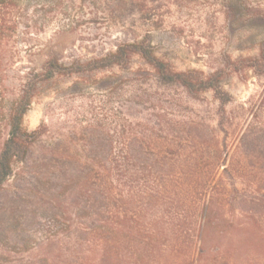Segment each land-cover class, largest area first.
I'll return each mask as SVG.
<instances>
[{
    "label": "rangeland",
    "instance_id": "rangeland-1",
    "mask_svg": "<svg viewBox=\"0 0 264 264\" xmlns=\"http://www.w3.org/2000/svg\"><path fill=\"white\" fill-rule=\"evenodd\" d=\"M8 24L0 42V151L25 91L31 98L23 126L41 135L0 189V264L42 260L37 244L56 194H70L67 182L56 181L54 151L65 152V167L83 166L87 131L114 154L123 134L144 136L146 147H136L133 160L149 167L145 182L135 184L132 209L147 220L169 212L166 223L191 229L178 242L163 241L144 264H264V70L254 66L263 62L264 0H18ZM129 42L149 46L193 79L219 71L229 99L160 81L139 53L124 65L87 68ZM51 59L83 70L43 79ZM175 161L213 164L214 180L224 179L226 196L210 223L202 201L192 208L179 186L153 195L157 165ZM141 187L149 196L140 197ZM62 247L58 264L81 262L75 244Z\"/></svg>",
    "mask_w": 264,
    "mask_h": 264
},
{
    "label": "trees",
    "instance_id": "trees-1",
    "mask_svg": "<svg viewBox=\"0 0 264 264\" xmlns=\"http://www.w3.org/2000/svg\"><path fill=\"white\" fill-rule=\"evenodd\" d=\"M17 5L18 0H0V42L12 28L8 24L9 17ZM135 53L141 54L153 66L160 81L164 83L176 82L189 90L212 88L217 96H221L222 103L229 99L227 93H222L219 71L205 79H193L185 72L173 71L165 61L155 56L149 46L141 43L121 44L116 51L104 58L90 62L87 68L124 65ZM254 66L264 70V49L263 62ZM80 70L83 68L79 65L75 68L66 67L58 59H51L42 73V78H48L57 72ZM30 98L31 94L25 91L18 107L9 115L8 137L0 151V189L13 175L15 163L27 161L33 143L41 135L40 130L29 131L23 126V116ZM85 135L88 144L85 150L86 163L83 166L73 163L65 167L66 163H60V158L66 157L65 152L59 148L54 151L57 157L56 181L62 184L67 182L70 194L62 198L65 191L63 194L57 192L56 205L50 215L49 224L42 241L37 244L44 263L39 259L35 264H58L59 257L65 250L62 246L69 242L79 248L75 255L81 261L78 264H144L149 259L158 257L163 241L178 242L185 237L184 234L189 235L191 229L177 226L174 219H170L172 223H166L169 212L160 219L155 217L147 220L143 210H133L131 207L135 184L140 181L144 183L147 179L145 169L149 166L136 165L133 160L136 147L139 146L141 151L146 147L144 136L134 137L132 132L129 136L123 134L122 146L114 154L112 147L105 143L106 139L96 138V134L91 131H87ZM154 139L153 137L152 140ZM156 140L164 141L170 148L174 144L169 137H158ZM179 140L180 147L183 148L186 137ZM212 165L202 162L181 165L177 161L158 164L154 185L150 187L153 195L158 198L167 193L170 186L171 191L179 186L182 195L190 199L192 208L196 209L197 202L200 204L202 201V205L206 207L205 216H209L210 223L211 216L219 212L216 203H222L226 196L224 179L214 180ZM224 171L232 174L228 164H225ZM67 172H70V176L65 180L64 175ZM148 188L141 187V198L149 196ZM23 247L28 250L29 245L25 244ZM199 253L204 255L206 251L200 248Z\"/></svg>",
    "mask_w": 264,
    "mask_h": 264
}]
</instances>
